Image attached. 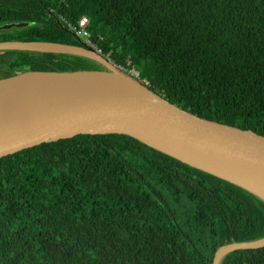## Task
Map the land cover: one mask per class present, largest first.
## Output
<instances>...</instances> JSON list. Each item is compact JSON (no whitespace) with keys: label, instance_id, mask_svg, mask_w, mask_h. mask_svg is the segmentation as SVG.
Here are the masks:
<instances>
[{"label":"trees","instance_id":"trees-1","mask_svg":"<svg viewBox=\"0 0 264 264\" xmlns=\"http://www.w3.org/2000/svg\"><path fill=\"white\" fill-rule=\"evenodd\" d=\"M59 15L199 116L264 134V0H0L2 40L81 45ZM68 53L0 51L15 70L95 69ZM264 237V200L128 135H80L0 158V264H213ZM220 264H264V247Z\"/></svg>","mask_w":264,"mask_h":264},{"label":"water","instance_id":"water-1","mask_svg":"<svg viewBox=\"0 0 264 264\" xmlns=\"http://www.w3.org/2000/svg\"><path fill=\"white\" fill-rule=\"evenodd\" d=\"M27 23H6L0 29ZM79 44L2 40L0 51L68 53L103 69L15 70L0 76V158L80 135H128L264 200V134L199 116L153 91L77 37ZM264 247V237L220 246Z\"/></svg>","mask_w":264,"mask_h":264},{"label":"built area","instance_id":"built-area-1","mask_svg":"<svg viewBox=\"0 0 264 264\" xmlns=\"http://www.w3.org/2000/svg\"><path fill=\"white\" fill-rule=\"evenodd\" d=\"M59 18H60V20L65 21L67 23V27L69 28V30L76 37L81 38L87 46L92 47L98 53L104 55L115 66H117L121 70L127 72L128 74L132 75L133 77H135L136 79H138L141 83H143L144 85H146L147 87H149L150 83H149L148 79L142 77L139 70L134 69V68L130 69V68L124 67V66H122L120 64H117L113 60V58L111 56V53H105L104 52V50L102 49L101 45L99 44V41H95L93 39V35L91 34V32L88 29L89 23H90V19L87 16H85V15L82 16L79 19L78 23H76V24L68 21L65 17H63L61 15H59Z\"/></svg>","mask_w":264,"mask_h":264},{"label":"rangeland","instance_id":"rangeland-1","mask_svg":"<svg viewBox=\"0 0 264 264\" xmlns=\"http://www.w3.org/2000/svg\"><path fill=\"white\" fill-rule=\"evenodd\" d=\"M86 16V15H85ZM90 24V23H89ZM96 64V63H95ZM98 67H99V69H103L104 67L103 66H101V64H98ZM140 73H141V76L142 77H144V78H146V79H148L149 78V76L148 75H146V74H144L141 70H140ZM148 81H149V79H148ZM149 83H150V85H149V87L151 86V82L149 81Z\"/></svg>","mask_w":264,"mask_h":264},{"label":"flooded vegetation","instance_id":"flooded-vegetation-1","mask_svg":"<svg viewBox=\"0 0 264 264\" xmlns=\"http://www.w3.org/2000/svg\"><path fill=\"white\" fill-rule=\"evenodd\" d=\"M101 66H103V65H101ZM96 67L99 68V67H98V63H97V65H96ZM103 67H104V66H103Z\"/></svg>","mask_w":264,"mask_h":264}]
</instances>
